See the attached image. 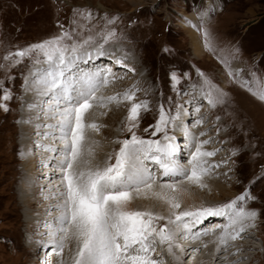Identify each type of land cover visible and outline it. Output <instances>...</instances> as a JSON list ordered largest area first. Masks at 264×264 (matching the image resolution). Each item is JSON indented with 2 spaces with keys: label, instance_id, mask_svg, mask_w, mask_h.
I'll return each mask as SVG.
<instances>
[{
  "label": "rangeland",
  "instance_id": "obj_1",
  "mask_svg": "<svg viewBox=\"0 0 264 264\" xmlns=\"http://www.w3.org/2000/svg\"><path fill=\"white\" fill-rule=\"evenodd\" d=\"M77 11H90L91 21L83 20L77 15ZM108 20L113 22L109 24ZM83 24H88L93 30L95 42L85 46L81 51L90 50L92 47L99 48L103 43L99 32L111 30L115 36L107 43H103V47L115 46L122 57L133 58L138 65L141 64L144 78L149 83V89L141 87L142 85L130 89L135 92V101H125L121 107L122 114L113 118V121L107 122L109 131L113 129L115 135L109 136V133L104 132L103 125L99 126V136L114 144L109 151L110 155L107 154L106 165L115 162V153L121 147L118 141L131 138L132 133L127 130V117L131 104L136 101L147 104V110L141 111L139 127L133 129L142 138H159L163 135V133L153 134V126L159 120L161 106L171 114H175L177 109L180 112L184 110L182 123L177 122L178 127L175 130L169 129V134H173L174 138L179 136L176 140L180 146L179 155L183 157L182 153L185 154L182 161L186 163L188 150L184 140L187 142V138L179 130V125H192L193 111L185 110L187 106L184 108L186 99L191 98L188 95L190 90L193 89V94L198 97L204 96V81L207 79L223 93V102L212 106V118H217L214 120L215 123L221 122L218 131L216 130L219 142H214L219 146L222 145L218 148L221 150L220 154L227 151L228 155L220 158V155L211 156L219 159L220 162L209 163L214 164L212 168L215 170L216 168L225 170L226 173L214 176L212 179L233 192L235 198L229 196L221 200L213 199L205 204L217 206L247 194L246 200L238 203L257 213L256 220L251 225L254 229L253 235L247 238L252 241L251 250H256V253L249 252V255L246 252L247 254L241 255L243 250H236L234 254L230 252V255L234 256L231 255L227 262L228 264H264V101L254 96L248 87L242 86L245 81L254 89L264 86V0H0V84L3 85L0 88V104H5L8 109L5 111L0 107V264H58L59 258L51 248L50 237L47 234L51 231V227L48 226H53L56 221L53 217L59 214V211L55 210L57 207L53 208L49 215H43L47 210V207L40 210L43 203L34 202L29 207L20 202V198L24 192L22 183L27 180L36 188L39 187L38 182L46 183L45 188L50 190L52 184L61 182V173L55 164L56 154L46 151L42 145L63 147L52 137L45 139L44 134L48 131L40 132L41 127L51 132L52 129L45 125L55 121L48 119L46 115L38 114L30 117L32 120L29 123L33 128L28 131V135L31 136L29 148L34 151L29 153L28 149L21 146L20 128L24 124V121L21 122L24 105L22 109L21 105L23 103L27 105V101L24 100V97L27 98L24 90L30 91L36 86L33 81L37 76L34 78L32 74H37L35 70L40 69V66L47 67V65L42 63L35 66L36 63L30 57L23 58L20 63H16L15 60H5L4 57L30 45L59 36L65 30L74 34L80 32L81 36L86 35L87 29L79 26ZM195 41L201 44L202 57L195 56ZM103 61L107 60L103 59ZM89 64L92 68L100 65ZM135 72L137 74V70ZM173 76L177 79L174 80ZM128 82L131 84L132 79L126 81ZM5 90L11 96L7 101L3 100ZM149 91L152 94L147 98L142 96ZM121 94L120 96L123 97ZM47 99L48 97L43 101ZM32 104L29 105L32 106L31 108L35 103ZM109 113L102 114L101 119L107 121ZM32 117L36 118L35 121ZM192 121L195 122L194 119ZM206 121L202 124H206V135H210L214 126L210 125L209 120ZM35 122L40 123L34 126ZM114 125L116 126L113 127ZM196 127L194 124L190 127L193 134L199 131ZM221 133L225 135L221 138L223 141L219 138L222 137ZM198 134H195L197 138L200 137ZM203 147L214 146L209 142ZM31 155L39 160L42 159L35 163L36 169L39 167L41 174L39 171L38 175L31 172L27 177L30 171L23 167L30 160ZM40 163H44L45 166H41ZM29 168L32 170V162ZM52 168L53 171L50 172L49 169ZM36 169L34 167V170ZM52 174H57V177L54 178ZM47 175H50V179ZM52 181H55V184ZM167 183L172 184L176 181L172 183L166 180L161 183L156 181L157 187ZM192 188L206 196H216L215 193H206L198 186L192 185ZM27 190L34 193L30 188L25 189ZM176 193L171 190L170 194L177 196ZM37 194L42 199L45 196L42 193ZM140 201L149 206L154 202L151 198H140ZM160 203L162 208H166L163 201ZM136 211H144V209L139 208ZM38 213L44 216V222ZM26 214H32L33 218L28 219ZM37 216L40 218L32 221ZM28 220L32 221L31 225ZM166 221H159V226L163 227ZM257 229L259 234L255 236ZM67 244L66 249L70 246L69 243ZM41 245H45L46 250L51 248L49 252L51 256L48 255L50 256L48 260L47 257L41 256L47 252L42 251ZM155 248L163 250L165 256L168 254L167 259L164 260L165 264H169L170 261L176 264V261L170 258L167 247L157 243ZM236 256L241 257L236 258ZM252 257L255 259H251ZM187 262L195 264L192 263V259Z\"/></svg>",
  "mask_w": 264,
  "mask_h": 264
},
{
  "label": "snow or ice",
  "instance_id": "obj_2",
  "mask_svg": "<svg viewBox=\"0 0 264 264\" xmlns=\"http://www.w3.org/2000/svg\"><path fill=\"white\" fill-rule=\"evenodd\" d=\"M77 15L85 21L90 22L92 19L90 11H77ZM112 22L108 20L109 24ZM79 26L87 29L86 35L65 30L59 36L4 57L5 60H15L16 63L30 57L36 64L47 65L44 69L37 70L38 75L33 83L37 85L35 91L38 95L48 97L44 101V112L48 119L55 121L45 125L53 131L45 133L44 137H52L63 145L62 148L42 145L46 151L56 154L55 164L61 173L63 190L58 189V195L62 202L57 205L60 215L48 233L49 243L59 258V264H65L63 253L70 239L76 245L75 255L70 258L71 264H159L152 255L157 242L166 245L167 252L178 261L179 257L174 252L175 248L180 247L175 243L177 235L199 239L202 235L209 234L208 230L193 231L209 217H223L227 220V224L223 225V234L219 237L221 246L226 247L229 238L238 239L257 217L255 211L238 203L245 201L247 194L228 204L200 207L178 214L173 212L169 217L149 210H129L134 199L132 192L151 190L156 180L148 162L162 169L165 177H182L193 184L205 186L203 177L210 170L206 158L214 156L215 152L203 150V145L209 141H199L188 126L180 124L179 130L187 138L185 147L190 156L187 163L191 167L180 162V146L168 134L169 129L177 128L181 117L179 109L171 114L161 106L159 120L153 126V134L163 133L162 142L159 139H144L133 131L139 127L141 111L147 110V104L132 103L127 117V130L132 135L130 139L118 141L121 147L115 153V162L104 167H93L91 160H83L86 151L89 156L93 153L91 147H85L87 130L99 131V125L95 122L86 123V115L97 103L106 106L107 103L120 102L121 97L97 96L101 86L112 82L111 70L106 75H102L99 70L79 75L73 72L77 61L82 59L81 49L95 42L93 30L88 24ZM99 35L103 43H107L114 38L115 33L101 30ZM207 35L206 32L205 36ZM103 43L100 44L101 48ZM173 79L177 78L173 76ZM204 84V97L209 104L215 106L223 102V93L211 81L205 79ZM242 86L248 87L254 96L264 101V86L254 89L247 81ZM2 87L0 84V88ZM10 98V93L5 90L3 100ZM122 99L133 101L135 92L126 91ZM0 107L8 110L5 104H0ZM195 123L200 124L202 120ZM164 187L181 191L175 183L165 184ZM156 195L167 200L172 210L181 207L175 197ZM161 220H167L163 227L158 223Z\"/></svg>",
  "mask_w": 264,
  "mask_h": 264
},
{
  "label": "bare ground",
  "instance_id": "obj_3",
  "mask_svg": "<svg viewBox=\"0 0 264 264\" xmlns=\"http://www.w3.org/2000/svg\"><path fill=\"white\" fill-rule=\"evenodd\" d=\"M192 35L194 37H196L194 34H191V36ZM194 39L196 40V38H194ZM194 45L196 47L195 48V56L202 57L203 56L202 55L203 51H202V48H201V44H199L197 41H195ZM100 53H103V54H100ZM83 54H85V53H81L82 59L85 58L86 62H83V61H80V60L77 61L76 67L73 69V72L76 71L77 67H79L80 64H82V66H85V67L89 68V67H91V66H89L90 65L89 63L95 64V65H99L98 62L103 61V59H106L108 62H114L115 63L114 68L113 69H109V70H111V73H112V77L110 79L111 80H115V81L113 82L112 87H111V89L109 91L108 90L106 91L103 88V86H101L100 90L97 92V96L98 97L107 98V97H111V96H116L115 95L116 93H118L119 96L122 93L121 95L123 96V94L126 91H128V90H130V89H132L134 87H137L138 85H142L141 87H143L145 89H149V83L144 78V75H143V72H142L143 69L140 66L141 64L138 65L137 61L135 62V60L133 58L126 57V56L122 57V55L118 52V49H116L115 46L112 47V48L110 46L104 47L103 49H100V50L95 51V52H91L90 51V52L86 53L85 56ZM100 59H102V60L100 61ZM118 62H119V64H117ZM124 65H126V68L129 70L128 74H124L122 72V70L124 69ZM43 67H46V66H43ZM43 67L40 66L39 68L42 70ZM96 67H99V66H96ZM235 67H236V65H235ZM92 69H94V68H92ZM36 70H38V69H36ZM36 70H35V72H37ZM136 70H137V74L135 72ZM85 72H96V71H94V70L93 71L86 70ZM107 72L108 71L101 72V73H102V75H106ZM37 75H38V72H37V74H34V75L32 74V77L37 76ZM131 79H132L131 84L129 82H128L129 84L126 83V81H129ZM30 82H31V79H30ZM36 87H37V85L34 86L30 91L24 90V93L27 95V98L24 97V100L27 101V105H26V103H23L21 105V109H22V107L24 105V108H23L22 114H21L22 115L21 116V118H22L21 122L24 121V124L20 128V134H21L20 135V138H21L20 141H21V146L23 148L25 147V149H28L27 151H29V153L34 151V150L29 148V145H30V142H31V139H29V138H31V136L28 135V131H29V129L31 131V128H33V127H31L32 124L29 123L32 120V119L30 120V117L32 115H36V114L45 115V112H44L45 108L43 107V106H45V104L43 103L44 102L43 100L47 97V96L38 95L37 92L35 91ZM136 93H138V92H136ZM151 94H152V92L149 91V93L146 92V93L142 94V96L147 98ZM28 102H30V103H28ZM124 102L125 101L123 99H121L120 102L107 103L106 106H100V104L97 103L89 111V113L86 115V123L95 122L99 126L103 125L102 128L104 127L103 130H104L105 133H109L110 134L109 136L115 135L113 129L109 131L110 128L107 127V122L109 123V122L113 121L115 119V117L117 118V117H119V115L122 114L123 109L121 107H123L122 105H123ZM136 102L138 103V101H136ZM31 103H33V104L35 103L33 108H31L32 106H29ZM112 103H114V105H112ZM194 106L195 107H201V105L198 104V102L195 103ZM35 110H37V111L35 112ZM108 112H110V113H109V116L107 118V121H104V119H101V115L102 114H108ZM192 113H193V115L191 117L195 121L202 120V119L204 120L205 117H206V116H203V115L199 116L198 115L199 112L197 110H194ZM184 114L185 113H184V110H183L181 112V117H180V120L178 122L182 123V118H183ZM35 119L36 118L34 117L33 121H35ZM187 119L189 120V117ZM193 119H191L192 125L193 124L196 125L197 126L196 128L199 129V131L195 133V134H198V133L200 134V135L198 134V136H200V137H198L197 139H199V141L207 140V141L210 142L211 146H214L213 148L212 147H208V148L203 147V150H205V151H213V152H215V155H218V156L220 155L219 158L221 156L228 155L227 151L224 154H220L221 150L220 149L218 150V148L221 147V146H219L217 143L214 142V141H216L215 140V136L217 137L218 134L213 135V136H212V133L210 135H206V131H207V129H205L206 128L205 127L206 124H202L205 121L202 120V123L197 124L195 122L193 123V121H192ZM26 122H28V123H26ZM48 122H50V121H48ZM25 123H26V125H25ZM36 123L38 124L40 122H35L34 126H35ZM186 125H188L189 130L191 131L192 129L190 127L192 125L191 124H186ZM189 125H191V126H189ZM115 126L116 125H114L113 127H115ZM43 131H48L49 132V130H47V129L45 130V128H43V126H42L41 129H40V132H43ZM51 131H53V130H51ZM192 132H193V130H192ZM99 134H100L99 132L93 131L92 129H88L87 130V140L85 142V147H86V149L88 147H91L92 150H93V153H92L91 156H89L87 151H86L85 155L83 157V160H91V163H92L93 167H96V166L104 167V166H106L107 154L110 155L109 151L111 150L112 145H114L110 140L102 139L99 136ZM220 135L222 136L220 138H224L225 137V135L223 133H221ZM195 136H197V135H195ZM178 137L179 136H176V139H174L175 143H176V140H177ZM161 141L163 142V140H161ZM184 142H185V146H186L187 142L185 140H184ZM55 144L61 145V144H58L56 142H55ZM47 146H49V145H47ZM57 148H60V147L57 146ZM34 149H36V148L34 147ZM179 153H181V152H179ZM39 155H41V154H39ZM182 155H183V157H181V155H178V157L180 158V162L183 163L186 167L190 168L191 166L189 164L187 165V164H185L184 160L182 161V158L185 157V154L182 153ZM23 156H25V155H23ZM187 158H188V160L190 159V156L188 155V153H187ZM206 159H207V162H208L207 166L209 167L210 170L203 177V184L205 186L201 187L199 185L193 184L190 181H187V180H185L182 177H165L163 175V170L160 169L161 171L155 175L156 176V180H155L151 190H145V191H142L141 193H137L136 191L132 192V196H133L134 199H133L132 203L129 205V210L136 211V209L142 208L144 210L153 211V212H156L158 214H162L165 217H169V216H172L173 212H176V213L178 212L179 213V212L186 211V210H195V209L200 208V207H214L213 204H209V203H208V205L205 204V202H208L209 200H213V199L221 200V199H225V198H227L229 196L233 197V192L225 189L220 183H218V182H216V181H214L212 179L214 176H218V175H221L223 173H226L225 170H222V168L219 169V170H218V168H216V170L213 169L212 167H213L214 164L210 165V163H209V162H211V163L215 162L217 164L218 162H220V160L217 159V158H211V157H207ZM38 161H42V159L39 160L37 157H33L31 155L30 160H28L24 164L25 166L23 165L24 166L23 168H26V169H28L30 171L29 173H27V175H28L27 177L30 176L31 172L32 173L33 172L36 173V175H38L37 174L38 171L40 173V168L37 166L38 167L37 169H39V170H37L36 166H35V163H37ZM31 162L33 163L32 170L29 168V167H31ZM41 166H45V164L42 163ZM81 166H83V165H81ZM148 166L153 172V169H154V167L156 165L152 164V163H148ZM34 167H35L36 170H34ZM49 170H50V172H52L53 168L49 169ZM226 171H227V169H226ZM56 175L57 174H55V175L52 174V176H54V178L57 177ZM153 175H154V173H153ZM47 176H48L47 178L50 179V175H47ZM37 179H39V178L37 177ZM56 180H58V179L56 178ZM165 180L168 181V182H171V183L176 181L175 184H177L178 188L181 190V191H176L177 192L176 193L177 196L171 195L170 194L171 193V189L165 188L164 187L165 184L164 185L161 184L160 187H157L158 185H156V181H158V183H161V181H165ZM48 182H50V180ZM52 183L55 184V181L54 182L52 181ZM190 184H192L194 186H198L199 189L205 190L206 193L207 192L215 193L216 196L215 197H210V196H206L204 194H201V192H198L197 190L193 189L192 185L190 186ZM38 185H39V187L36 188L35 185H32L31 183H28V180L25 181V183L23 182L22 183V189H23L24 192L23 193L21 192L22 196L20 198V202H22L23 204H25L26 206H29V207H31V205L34 202H35V204H37V203L38 204H42L43 203V205L40 207V210L43 207H47V210H45V213H43V215L44 214L45 215L46 214L49 215L50 212L52 211V209L57 207V205H59L61 203L60 202L61 198L58 195V189L59 190H63L61 182H58L56 185L52 184L50 186L52 188V190L45 188V187H47L46 183H39L38 182ZM29 188H30V190H33L34 193L28 192V190L25 191V189H29ZM40 190H42V192H40ZM37 193H39V194L42 193L43 195H45L44 196L45 200H44V198L42 199L41 197L37 196L38 195ZM156 194H162V195L168 196V197H175L177 199V201L180 203L181 207L179 209L172 210L170 208V205L167 202V200L158 198V196ZM232 197H230V198H232ZM140 198H151V199H153L154 202L152 204H150V206H149V205H146L145 203H143V201H140ZM233 198H235V197H233ZM56 201H58V202L56 203ZM161 201H163V203L166 204V208H162L161 207V203H160ZM55 210H57V209H55ZM180 210H182V211H180ZM38 214H40V213H38ZM43 215L42 216H41V214L39 215L41 217L42 222L45 221V218H44ZM59 215H60V213L59 214L57 213L53 218L56 220L59 217ZM26 217L28 219L30 217L33 218L32 214L31 215L26 214ZM40 217L37 216L35 218V220H32V221H36ZM211 219H212V217L207 218L203 222V224L197 225L193 229L194 232L195 231L203 232L204 230H208L209 234L202 235L199 239H192L191 237L185 238L183 236V234H178L177 235L175 243L179 245L180 242L178 241V238L179 237H183L182 239L184 241V245H179L180 247L174 249V252H175L176 256L179 257L178 261L175 260L171 254H169L170 258H172L173 260L176 261V264L177 263L178 264H184L185 261H189L191 259H192V263H195V264H196V262H197V264H201L202 262L203 263L206 262V264H228L227 261L230 260L231 255L234 254V252L236 250H243L241 255H245L247 253L249 254V252L253 253V254L256 253L255 252L256 250H251L253 248V244L251 243L252 241L247 239L252 234V229H253V227L251 226L252 224H249L246 227V231L243 232L238 239L232 240L231 238H229L227 246L224 247V246H221L220 243H219V237L223 234V229L219 233H216V231L221 230V228H223V227L220 226L215 231L214 230H212V231L210 230L211 227H215V226L224 224L223 218H217L213 222H211ZM32 221L28 220L29 225L32 224V223H30ZM45 223L47 224L48 222H45ZM166 223H167V221H166ZM48 227H52V226L49 225ZM172 227H174V226H172ZM48 231H49V228H48ZM188 240H189V242H188ZM248 241H250V242H248ZM67 243H69V245H70L69 248L70 249L68 248V249H66V251H64L63 257H64V260H65V264H71V259L70 258L75 255L76 245H75V242L73 240H71V239ZM205 245H206V247H205ZM165 247H167V246L165 245ZM51 248H53V247H51ZM51 248L49 247V249H47V250L45 249L47 252H44L41 256L45 257V258L49 254L51 256V253H49ZM155 251H156V249H155ZM155 251L152 253L154 259H157V260L161 259L163 261L165 258L168 257L167 256L168 254H166V256H167L166 257L164 255L165 253L163 251V253L160 254L159 257L156 258L155 256L157 254H159V252H155ZM230 252L232 253L231 255H230ZM232 256H234V255H232ZM237 257H241V256H236V258ZM254 257H252L251 259H253ZM58 264H59V262H58Z\"/></svg>",
  "mask_w": 264,
  "mask_h": 264
}]
</instances>
